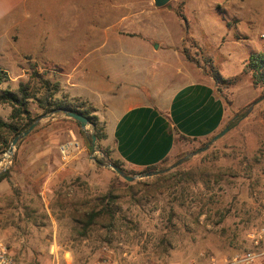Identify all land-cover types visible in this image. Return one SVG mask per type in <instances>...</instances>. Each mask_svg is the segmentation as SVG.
<instances>
[{
	"label": "rangeland",
	"instance_id": "374dc122",
	"mask_svg": "<svg viewBox=\"0 0 264 264\" xmlns=\"http://www.w3.org/2000/svg\"><path fill=\"white\" fill-rule=\"evenodd\" d=\"M51 15L46 25L71 39L67 46L72 40L86 42L77 54L126 45L129 56L144 55V66L129 67L138 69L141 79L165 87L192 71L194 80L209 82L225 100L221 128L204 138L179 139L157 170L228 131L160 173H197L190 181L173 180L171 187L159 185L160 174L134 181L122 177L109 166L118 158L106 138L96 140L93 149V125L83 128L64 112L41 118L12 153V142L7 149L6 141L14 138L0 133V175L8 171L0 181V241L17 263L92 264L110 245L119 264H209L211 257L223 263L251 250L259 253L251 264H264V243L257 249L252 241L264 227V88L255 87L246 70L249 56L264 51V0H170L163 7L154 0H62ZM148 46L156 47V53ZM79 56L69 62H78ZM19 63L11 70L16 75L5 71L2 89L28 81L39 97L45 89L31 76L38 71L62 82L58 97L74 98L63 87L72 67L45 62L38 54L23 55ZM29 107L37 118L51 112L44 113L35 99ZM11 111L10 105L0 104V118L9 120ZM122 166L128 176L149 172L125 162ZM109 191L121 195L116 219L98 222L83 235L79 220ZM117 241L124 246H116Z\"/></svg>",
	"mask_w": 264,
	"mask_h": 264
},
{
	"label": "crops",
	"instance_id": "0c3cea01",
	"mask_svg": "<svg viewBox=\"0 0 264 264\" xmlns=\"http://www.w3.org/2000/svg\"><path fill=\"white\" fill-rule=\"evenodd\" d=\"M61 1L0 0L1 69L16 75L12 68L22 66L19 60L27 54H38L59 67H72L63 87L71 97L93 104L106 126V145L133 167L160 164L177 149L181 136L204 138L221 128L227 113L225 100L209 82L194 80L192 71L160 87L141 79L138 69L129 68L142 66L145 59L137 51L130 60L126 45L112 43L106 51L97 46L90 54H77L85 41L72 40L67 46L71 39L60 30L57 36L46 25ZM105 34L108 42L109 33ZM110 35L114 39L112 30ZM148 51L155 54L156 47L148 46ZM75 55H80L78 62H69Z\"/></svg>",
	"mask_w": 264,
	"mask_h": 264
},
{
	"label": "trees",
	"instance_id": "16d2710c",
	"mask_svg": "<svg viewBox=\"0 0 264 264\" xmlns=\"http://www.w3.org/2000/svg\"><path fill=\"white\" fill-rule=\"evenodd\" d=\"M186 57L189 60H194L189 53L185 52ZM246 70L251 72L253 84L255 87L264 88V51L257 53H252L249 56L248 62L246 64ZM214 77L217 81H220L221 75L219 72H215ZM38 83H40L45 92L41 96H37L36 93L32 92L30 82H20L18 87L12 89L7 87L5 89L1 88V84L8 79L7 72L0 70V104H8L11 106L12 111L9 117V120H4L0 118V133L5 134L10 139L15 138L22 132L26 131L35 121L37 116L31 111L29 104L31 99H35L43 109V112H50L55 109H68L79 114H83L88 117L92 123L97 140H102L107 137L105 123L102 122L99 117L95 114L96 108L92 103L81 100L79 98L69 99L67 95H62L61 98L57 96L59 92L62 91L61 82L59 80H51L46 78L42 73L34 71L31 75ZM231 124H228L230 126ZM180 139H196L188 138L181 136ZM12 140H7L6 148H9V143ZM105 153L108 156V150H105ZM168 159V158H167ZM165 159L160 164L167 161ZM115 166L119 169L126 172L124 169L123 162L119 159L112 161ZM160 164L150 165L144 168L145 171H154L160 168ZM178 173H183L178 177ZM8 171L0 175V181L6 178ZM197 174L194 171L180 172L175 170L167 174H160L157 176L159 185L166 187L175 182L190 181L192 177ZM183 177V178H181ZM197 181H202L199 179ZM165 185V186H164ZM121 195L117 191H109L100 198H98L94 207L89 211L83 214L81 219V227L83 230V235L88 233V230L91 229L98 222H103V220H110L113 222L116 219L118 210H119V199Z\"/></svg>",
	"mask_w": 264,
	"mask_h": 264
},
{
	"label": "built area",
	"instance_id": "2783aa9c",
	"mask_svg": "<svg viewBox=\"0 0 264 264\" xmlns=\"http://www.w3.org/2000/svg\"><path fill=\"white\" fill-rule=\"evenodd\" d=\"M253 244L255 248H260L264 243V227L260 228L259 232L256 235L252 236ZM116 246H124L122 241H117ZM264 253V252H263ZM121 256L128 257V252H122ZM259 255L258 252L255 250L247 251L242 256H235L232 261H228V259H224L223 263H220L217 258L211 257L209 264H232V263H244V264H251L253 263L257 256ZM135 260V258H132ZM136 264H151L147 262H135ZM0 264H18L15 257L11 253L8 246L0 241ZM92 264H119L116 259V254L114 253L113 249L110 245H105L103 247L102 253L96 258V260Z\"/></svg>",
	"mask_w": 264,
	"mask_h": 264
},
{
	"label": "water",
	"instance_id": "95a60500",
	"mask_svg": "<svg viewBox=\"0 0 264 264\" xmlns=\"http://www.w3.org/2000/svg\"><path fill=\"white\" fill-rule=\"evenodd\" d=\"M154 2H155V5L157 7H163V6L167 5L170 2V0H154ZM261 99H264V95L262 96ZM57 112H64L65 114H67L71 118H74L75 120L79 121L83 128H85L87 124H92L90 122L89 118L84 116L83 114H79V113H76V112L68 110V109H56V110H53V111H51L48 114H43V115L39 116L38 118H36V120L33 122V124L26 131H24L21 134H19L18 136H16L13 139V141H12V145H11V147L9 149V152L10 153L13 152V148L15 147L16 143L18 142V140L23 138L24 136L28 135L35 128V126L39 123L41 118H43V117H45L47 115L55 114ZM227 131H228V128H225L220 133L216 134L213 137V139L205 147L200 148L199 150H197L195 152H191V153L187 154L186 156H184L183 158L179 159L172 166H170L169 168H167L165 170H155V171H149V172H142V173H140L137 176H128L123 170L119 169L114 164L109 163V166L112 167L118 174H120L122 177H124L128 181H134L137 177H148V176H153V175H157V174H160V173H164V172H167V171H169L171 169H174L175 167L179 166L187 158L195 155L196 153H199V152L205 150L209 146L210 143H212L214 140L218 139L219 137L223 136ZM96 140H97L96 136L93 134V137H92L93 149L96 147V145H95L96 144Z\"/></svg>",
	"mask_w": 264,
	"mask_h": 264
}]
</instances>
